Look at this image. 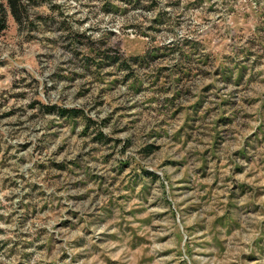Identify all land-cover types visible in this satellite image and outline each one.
<instances>
[{
    "label": "rangeland",
    "instance_id": "rangeland-1",
    "mask_svg": "<svg viewBox=\"0 0 264 264\" xmlns=\"http://www.w3.org/2000/svg\"><path fill=\"white\" fill-rule=\"evenodd\" d=\"M25 2L0 264H264V0Z\"/></svg>",
    "mask_w": 264,
    "mask_h": 264
},
{
    "label": "trees",
    "instance_id": "trees-1",
    "mask_svg": "<svg viewBox=\"0 0 264 264\" xmlns=\"http://www.w3.org/2000/svg\"><path fill=\"white\" fill-rule=\"evenodd\" d=\"M126 1H133V0H126ZM28 3L25 2V0H0V31L4 30L6 28V22H7V14L9 13L13 20L17 24H22L24 21L27 20V10H28ZM77 37H75L76 39ZM150 53L147 52L146 57L149 58ZM114 60L116 59L115 56H113ZM132 60L139 59L138 57H132ZM58 113L62 116L64 115H71L75 116L78 114L77 109H66L63 107L56 108Z\"/></svg>",
    "mask_w": 264,
    "mask_h": 264
}]
</instances>
